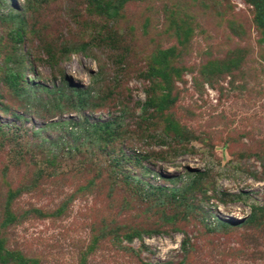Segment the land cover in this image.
Segmentation results:
<instances>
[{
  "label": "rangeland",
  "instance_id": "obj_1",
  "mask_svg": "<svg viewBox=\"0 0 264 264\" xmlns=\"http://www.w3.org/2000/svg\"><path fill=\"white\" fill-rule=\"evenodd\" d=\"M0 264H264V0H0Z\"/></svg>",
  "mask_w": 264,
  "mask_h": 264
},
{
  "label": "trees",
  "instance_id": "obj_2",
  "mask_svg": "<svg viewBox=\"0 0 264 264\" xmlns=\"http://www.w3.org/2000/svg\"><path fill=\"white\" fill-rule=\"evenodd\" d=\"M88 46V43H84V44H81V46L80 47H78V48H71L72 50H85L86 49V47ZM70 87H71V91H70V94H69V99L71 100V104H73V105H81V104H84L85 103V101L83 100L84 98H85V96H84V94H86V92H87V90H84L83 88H79V87H76L75 85H72V84H70ZM56 92H59V88H57V90H56ZM79 97V98H78ZM77 98H78V100L80 101V102H78V100H77ZM28 101H29V98H28ZM147 104H149V102L147 101L146 102V105ZM48 110H50L48 107H47V110L46 111H48ZM56 122H53L52 124H55ZM92 126V125H91ZM93 127H94V130L95 131H101V133L103 134L104 133V127H101V129L98 127V126H96V125H93ZM158 188V187H157ZM160 188H162V187H160ZM153 190H154V188H153V186H150L148 189H146V191L144 192L145 194L147 193L148 194V200L147 201H151L150 199L151 198H154V196H152V194H154L155 195V193L153 192ZM173 190V189H172ZM146 194V195H147ZM156 203H159V202H162V200L161 199H157L156 201H155ZM257 209H260V207H257ZM253 216H254V212L252 211L251 212V214L249 215V218H253ZM224 224H228V222H224Z\"/></svg>",
  "mask_w": 264,
  "mask_h": 264
}]
</instances>
